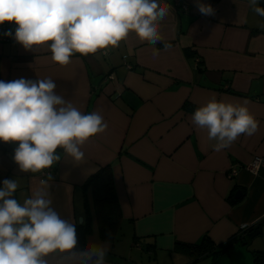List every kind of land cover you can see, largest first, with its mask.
I'll return each mask as SVG.
<instances>
[{
    "label": "crops",
    "instance_id": "crops-1",
    "mask_svg": "<svg viewBox=\"0 0 264 264\" xmlns=\"http://www.w3.org/2000/svg\"><path fill=\"white\" fill-rule=\"evenodd\" d=\"M159 2L169 6L159 23L162 42L152 45L132 32L108 55L77 53L67 66L53 62L47 50H25L4 35L11 29L0 24L5 37L0 39V80L51 77L57 94L83 113L99 112L107 123L104 132L82 146L83 161L58 149L61 159L44 179L50 206L61 218L82 221L81 184L107 165L119 205L118 236L128 228L123 235L130 246L142 249L133 242L135 236L141 244L149 242L143 249L147 257L173 252L184 264H253V252L264 251V162L258 175L246 164L254 156L264 158V17L249 0ZM198 3L210 4L215 15H202ZM258 6L264 7L260 0ZM213 96L247 100L258 131L214 151L207 130L192 123L193 111L181 108L185 100L201 106ZM16 146H0V187L4 179H15L14 198L22 204L42 179L19 169L13 160ZM230 166L235 174H229ZM86 196L92 213L89 191ZM91 219V231L79 247L105 240L97 233L96 218ZM204 235L208 240L202 247H177L178 242L197 245ZM118 240H107L109 250H116ZM132 262L106 257V264Z\"/></svg>",
    "mask_w": 264,
    "mask_h": 264
},
{
    "label": "clouds",
    "instance_id": "clouds-1",
    "mask_svg": "<svg viewBox=\"0 0 264 264\" xmlns=\"http://www.w3.org/2000/svg\"><path fill=\"white\" fill-rule=\"evenodd\" d=\"M249 6L264 17L258 0H249ZM197 7L202 15H215L210 4ZM168 13L169 6L159 0H0V24L16 25L14 33L8 30L4 35L25 50L49 51L61 66L70 64L77 53L108 55L132 32L156 45L162 42L159 23ZM56 87L51 77L0 80V141L17 144L13 160L21 171L50 169L61 159L58 149L83 161L82 146L107 128L99 112H81L57 94ZM191 119L194 126L207 130L216 152L241 135H254L259 127L247 100L234 103L214 96L197 107ZM254 174H259V163ZM18 187L15 179L7 178L0 187V264H106L107 239L79 247L76 219L61 218L50 206L47 180H40V187L22 204L14 198Z\"/></svg>",
    "mask_w": 264,
    "mask_h": 264
},
{
    "label": "trees",
    "instance_id": "trees-1",
    "mask_svg": "<svg viewBox=\"0 0 264 264\" xmlns=\"http://www.w3.org/2000/svg\"><path fill=\"white\" fill-rule=\"evenodd\" d=\"M260 3L264 5V0H260ZM199 107L188 100H185L181 104V108L188 111H193ZM83 205L85 209V216L82 221L76 223L77 234H78V246L83 244L84 238L91 231L92 217L96 218L97 233L103 239L112 242L117 238L116 235L119 234V223H120V212L118 201L115 197L110 171L107 165L97 168L95 171L91 172L83 181ZM90 192L91 205L93 212L90 213L87 206V196L86 192ZM264 221V218L261 219ZM259 221L262 222V221ZM258 223V224H259ZM208 237L203 236L201 242L197 245L187 244L184 242H178L177 247L183 250H190L192 247H202L201 245L204 241H207ZM133 242L139 244L142 249L147 250L149 247V242L139 243L137 242V237H132ZM191 247V248H190ZM253 264H264V251L253 252Z\"/></svg>",
    "mask_w": 264,
    "mask_h": 264
},
{
    "label": "rangeland",
    "instance_id": "rangeland-1",
    "mask_svg": "<svg viewBox=\"0 0 264 264\" xmlns=\"http://www.w3.org/2000/svg\"><path fill=\"white\" fill-rule=\"evenodd\" d=\"M127 230L128 228L123 227V229H121V236H118L119 234L116 235V237H119V240L117 241L118 243L116 244V250L111 248L109 250L110 252H108V257L120 258V256H124V258L134 261L137 264H184L183 262L178 261L176 258L178 255L173 252H156L153 253L154 258L147 257L148 254L145 250H140L136 246H130V238L128 239V236L123 235V232H127ZM91 237H94V240L96 241L99 240L97 236ZM134 262L130 264H133Z\"/></svg>",
    "mask_w": 264,
    "mask_h": 264
},
{
    "label": "built area",
    "instance_id": "built-area-1",
    "mask_svg": "<svg viewBox=\"0 0 264 264\" xmlns=\"http://www.w3.org/2000/svg\"><path fill=\"white\" fill-rule=\"evenodd\" d=\"M177 4H179V6L182 8V9H184V10H186L187 9V5L185 4V3H177ZM3 25L5 26V27H8V28H10L11 30H12V32L14 33V30H15V27H16V25L14 24V23H12V22H5V23H3ZM5 37H3V36H0V39H4ZM14 39V38H13ZM6 143L5 142H2V141H0V146H4ZM258 158H260V159H258ZM264 160V158L263 157H260V156H254L253 158H252V160L249 162V163H247L246 164V166H247V168H249L250 170H252V171H255L256 170V165L259 163V165L262 163L261 161H263ZM52 167L50 168V169H46L43 173H39V178L40 179H44V178H46V177H49V176H51L52 175ZM235 172H236V169H235V167L234 166H230V168H229V174L230 175H232V174H235ZM246 226V224L245 223H242L241 224V229H243L244 227Z\"/></svg>",
    "mask_w": 264,
    "mask_h": 264
},
{
    "label": "water",
    "instance_id": "water-1",
    "mask_svg": "<svg viewBox=\"0 0 264 264\" xmlns=\"http://www.w3.org/2000/svg\"><path fill=\"white\" fill-rule=\"evenodd\" d=\"M81 217H78V220H80Z\"/></svg>",
    "mask_w": 264,
    "mask_h": 264
}]
</instances>
